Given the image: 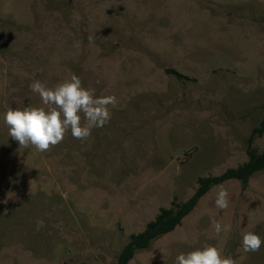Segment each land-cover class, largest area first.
<instances>
[{
	"label": "rangeland",
	"instance_id": "374dc122",
	"mask_svg": "<svg viewBox=\"0 0 264 264\" xmlns=\"http://www.w3.org/2000/svg\"><path fill=\"white\" fill-rule=\"evenodd\" d=\"M72 74L117 97L110 122L83 142L69 131L49 151L20 148L6 110L42 106L29 85ZM262 121L264 0H0V264H116L198 179L246 162ZM250 146L264 152V133ZM217 221L231 231L217 236ZM245 231L264 238V172L212 187L128 264H175L205 245L264 264V246L243 252Z\"/></svg>",
	"mask_w": 264,
	"mask_h": 264
},
{
	"label": "clouds",
	"instance_id": "9594fccd",
	"mask_svg": "<svg viewBox=\"0 0 264 264\" xmlns=\"http://www.w3.org/2000/svg\"><path fill=\"white\" fill-rule=\"evenodd\" d=\"M92 39L91 37L89 38ZM39 95L42 106L9 107L3 115L8 136L18 142L20 148H34L38 152L49 151L63 142L70 131L74 139L88 140L93 129L103 128L111 120L112 108L118 100L115 95L96 96L94 90L83 86L81 79L72 74L54 87H48L39 80L29 85ZM83 121V122H82ZM229 192L218 186L215 205L224 210L229 207ZM217 236L231 231L230 224L213 223ZM264 246V238L255 232L245 231L242 237L244 253L257 252ZM175 264H238L231 256H225L223 249L205 245L175 257Z\"/></svg>",
	"mask_w": 264,
	"mask_h": 264
},
{
	"label": "trees",
	"instance_id": "16d2710c",
	"mask_svg": "<svg viewBox=\"0 0 264 264\" xmlns=\"http://www.w3.org/2000/svg\"><path fill=\"white\" fill-rule=\"evenodd\" d=\"M177 78L182 76L172 70L168 71ZM264 133V121L260 128L253 130L248 139L247 161L234 169H228L220 176L201 178L197 181V187L193 195L185 202L173 200L167 209H160L155 219L146 224L144 230L129 237L128 243L121 249L116 258V264H128L135 252L146 248L153 240L158 239L173 231L179 226L191 210L196 206L199 199L204 196L212 187L228 180H237L246 186L249 178L257 172H264V152L257 153L250 145L253 136H261Z\"/></svg>",
	"mask_w": 264,
	"mask_h": 264
}]
</instances>
